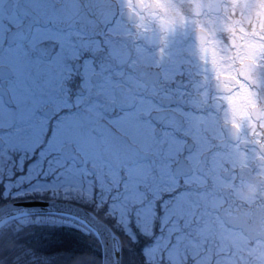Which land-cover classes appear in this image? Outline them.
I'll return each instance as SVG.
<instances>
[{"label":"flooded vegetation","instance_id":"1","mask_svg":"<svg viewBox=\"0 0 264 264\" xmlns=\"http://www.w3.org/2000/svg\"><path fill=\"white\" fill-rule=\"evenodd\" d=\"M244 6L0 0V206L92 211L122 264H264V45H248ZM18 220L100 240L72 215L27 214L0 223L3 253Z\"/></svg>","mask_w":264,"mask_h":264},{"label":"trees","instance_id":"2","mask_svg":"<svg viewBox=\"0 0 264 264\" xmlns=\"http://www.w3.org/2000/svg\"><path fill=\"white\" fill-rule=\"evenodd\" d=\"M16 225V221L7 225V247L3 253L0 245V264L2 258L6 264H102L100 242L79 227L56 223L48 232L35 223ZM43 252L51 255L42 256ZM140 258L136 256L142 262Z\"/></svg>","mask_w":264,"mask_h":264},{"label":"water","instance_id":"3","mask_svg":"<svg viewBox=\"0 0 264 264\" xmlns=\"http://www.w3.org/2000/svg\"><path fill=\"white\" fill-rule=\"evenodd\" d=\"M195 35L197 40H206V38H200L198 33ZM104 155L109 156V160L115 167L123 163H131V161H128L126 154H114L106 149ZM46 212L66 213L86 222L94 229L101 241L102 264H122V241L120 236L115 233L111 226L100 220L95 213L73 203L34 199L8 202L0 206V223L21 215ZM226 222L233 227L243 226L238 218H226Z\"/></svg>","mask_w":264,"mask_h":264},{"label":"rangeland","instance_id":"4","mask_svg":"<svg viewBox=\"0 0 264 264\" xmlns=\"http://www.w3.org/2000/svg\"><path fill=\"white\" fill-rule=\"evenodd\" d=\"M231 3H232L233 8H236L239 4L244 5L245 3L244 7L247 10V13L245 16H247V20L249 24H251V27H253L254 21H255L254 26H256V29L251 28L252 31L247 32L248 45H264V0H231ZM252 17L256 20H252V22H250V18ZM3 111H4V106L0 100V115L3 113ZM2 125L3 123L0 119V138L2 137V134H1ZM7 147L11 148L12 146L8 144ZM0 164H1V158H0ZM37 222L38 220L36 222L34 220H18L16 221L17 223L16 226L18 228H22L23 226H29V225L30 227H33L32 225ZM202 229L203 227L201 226L200 230ZM214 232L216 234H227V232L224 231L223 229L220 230V227L218 225H216V228H214ZM7 233H8V230H7Z\"/></svg>","mask_w":264,"mask_h":264}]
</instances>
